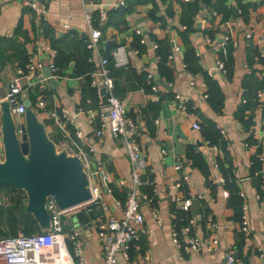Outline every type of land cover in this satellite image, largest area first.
<instances>
[{
	"label": "crops",
	"instance_id": "obj_1",
	"mask_svg": "<svg viewBox=\"0 0 264 264\" xmlns=\"http://www.w3.org/2000/svg\"><path fill=\"white\" fill-rule=\"evenodd\" d=\"M38 1L44 7L41 13L22 6L19 0H0V36H11L20 42L27 53V61H42L38 73L45 79L32 81L27 86L22 78L21 95L29 102L28 93L34 90L38 116L47 120L45 127L48 133L60 132V145H64L65 140L49 114L52 109L73 137L75 131L79 132L76 141L80 149L87 153L92 166L105 175L104 178L95 175L93 187L99 189L114 213H119L120 209L112 200L115 198L122 202L123 198L112 188H128L129 164L122 141L113 136L106 125L100 135L94 133L99 126V121L98 126L93 122L94 115L99 111L106 112V105L100 99L99 77L92 74L97 61L90 51L88 59L94 67L88 78L101 103L98 111L85 108V103L80 102L84 78L73 74L71 59L62 65L60 72L56 68L59 76L52 77L55 84L47 81L45 67L56 52L49 37L62 34L85 37L88 22L83 13L95 11L102 29L93 24L92 17L90 24L100 30L101 54L106 49L124 44L126 63L116 66L128 65L135 75L140 71L150 72L151 82L156 87L155 91H145L142 87L129 85L135 83L133 75L117 78V97L136 126V140L144 161L141 175L151 180V184L143 183L149 187V193L146 188L140 189L142 184L137 188L142 222L137 245L129 251L133 264H148L149 261L157 264H264V90L257 89V104L251 109L252 122L248 128L243 127L234 115L236 108L244 102V89L256 87L255 81L264 75V0H122L121 5H117L119 0ZM123 6L127 10L117 19L115 11ZM98 8L104 10L103 19L98 18ZM224 21L228 26L223 24ZM64 23L68 26L64 27ZM17 24L20 29L14 33ZM225 31L235 40L224 57L228 71L224 63L223 70L214 67L215 60L220 58L218 50L224 52L225 45L222 49L217 42ZM135 38L136 46L131 44ZM152 43H156V47H152ZM172 43L177 46L176 50ZM19 47L15 45L0 51V99L4 97L12 75L26 67L17 64ZM189 47L194 49L193 56L197 61L198 69L194 71L184 60L185 50ZM67 48H71L70 45ZM161 57L170 69L169 77L167 70L164 74L157 70ZM204 72L216 82L222 95L219 111L207 101ZM175 94L189 103L185 112L176 107ZM39 98L44 101L42 107L37 106ZM88 102L89 98H86V104ZM205 119L222 130L219 132L222 145L209 143L201 135L200 127H192V122L197 121L200 125ZM189 148L195 153L194 163L187 156ZM175 156L184 159L178 171L173 169ZM226 167H230L237 194L243 193V196H238L240 205L241 202L246 205L247 234L239 229V218L235 217L234 209L228 203L229 192L222 172ZM256 170L262 175V181L260 176L253 174ZM182 173L187 174V183L180 180ZM118 179L123 181L122 184H118ZM177 181L178 185L175 184ZM181 185L185 188L181 189ZM142 194L150 195L151 199L143 200ZM185 199L187 206L178 208L190 210L193 223L189 234L201 240L200 249L196 252L191 248L177 251L170 240V206ZM24 216L19 222L16 219V234L28 233L20 224ZM209 221L214 225L210 226ZM63 223H66L67 230L69 223L66 218ZM2 232L11 234L6 227ZM211 238L217 242L210 243ZM78 240L80 256L86 264H103L99 242L90 227L81 231ZM227 249L233 252L232 263L224 261ZM143 255H147L148 260ZM117 264H125L121 256H118Z\"/></svg>",
	"mask_w": 264,
	"mask_h": 264
},
{
	"label": "built area",
	"instance_id": "obj_2",
	"mask_svg": "<svg viewBox=\"0 0 264 264\" xmlns=\"http://www.w3.org/2000/svg\"><path fill=\"white\" fill-rule=\"evenodd\" d=\"M19 2L22 6L32 9L33 12L41 13L44 11L43 4L38 0H19ZM122 3L123 1L119 0L117 5H121ZM97 15L99 19H103L104 10L98 8ZM83 16L88 22L85 47L92 52L97 61V68L92 74L99 77L100 86L103 87L106 94V112H98L97 117L99 126L95 129L94 133L100 135L106 125L108 131L113 136L120 138L129 164L128 177L130 184L125 191V196L122 202L115 198L112 200L114 206L119 208L120 212H112L109 208L108 202L102 198L99 189L93 187L94 182L92 181V178L98 174L104 178V173L96 167H93L87 153L80 149L76 141L79 132L75 131L73 137L65 128L64 121L59 119L55 115V109H52L49 114L62 132V136L65 140L64 145L69 151L77 152L81 156L83 167L89 181L91 196L86 201L65 209H59L50 198L46 199L45 206L50 216V228L29 233L1 236L0 264H86L80 256L78 240V235L84 228L72 225L70 222H68L69 227L67 230L63 231L62 228L64 219L71 213L80 209L84 211L90 209L93 212V218L90 219L89 227L93 230L95 238L99 242L102 253V263L117 264L118 256H121L125 264H133L129 251L137 245L139 239V225L142 222V214L138 209L139 197L137 196V188L142 183L151 184V180L146 178L143 179L141 177L144 168V161L141 157V150L138 141L136 140V126L133 119L125 113L120 99L113 91L114 84L113 78L109 74L108 59L100 52V30L90 24L91 14L88 11H84ZM223 24L228 26L227 21H224ZM63 26L67 27L68 24L64 23ZM182 27H185V25H182ZM245 35L249 36L248 33ZM217 43L223 49L225 43L234 45L235 40L230 37L229 32L225 31L222 33L221 38ZM172 45L173 49L176 50L177 46L174 43H172ZM152 47H156V43H152ZM134 52H136V50H134ZM110 55L114 65L126 63L124 44L114 46L110 50ZM170 56L171 54H168V57ZM41 66V60L28 59L25 69L19 70L12 75L7 82L6 92L3 98L7 99L9 102L10 111L14 116L16 125L21 121V114L24 108V99L21 95V87L23 86L22 78L25 82L24 85L27 86L31 85L32 81L39 82L42 79H45L38 73ZM47 66L51 77L57 78L59 74L56 72L57 67L53 61H48ZM214 67L218 70H223V61L220 58H217L214 62ZM150 77V72H146L145 83L149 86L151 91H155L156 87L151 82ZM91 82L94 83V80L92 79ZM191 82L192 81H190V83ZM39 85H41V83H39ZM174 96L176 107L182 112H185L187 108L186 102L183 99L178 98L177 94ZM43 105V99L39 98L37 106L42 107ZM191 125L194 128H199V123L197 121L192 122ZM17 131L19 132L18 128ZM221 131L222 130L219 129V132ZM163 152L164 150L162 149V153ZM174 159L173 169L178 171L181 167V161L184 159L179 156H175ZM253 174L260 176L262 181V175L257 170L253 171ZM180 180L187 183V174L182 173ZM117 182L118 184H122L123 181L118 179ZM175 184L178 185L179 182L177 181ZM238 195L243 196V193L238 192ZM7 197V195H1V202L6 203L8 201ZM142 197L143 200L151 199V196L147 194H142ZM176 202L179 207L185 208L187 206L186 199L183 201L178 200ZM240 210L239 229L244 234H247L249 232V225L246 215V205L244 202H241ZM152 215L155 216L154 211H152ZM207 220H210V218ZM209 222L210 226L214 225V222ZM192 223L193 218L191 216L186 219L179 229L176 228L174 222L171 223L170 240L177 251L191 248L196 252L200 249L201 240L199 237L194 234H189V229ZM209 242L215 244L217 240L211 238ZM69 249L71 251H69ZM259 255L262 256L263 252L260 251ZM143 257L148 260L147 255H143ZM224 261L226 263H232L234 261V255L231 249L225 251ZM148 264L157 263L149 261Z\"/></svg>",
	"mask_w": 264,
	"mask_h": 264
},
{
	"label": "water",
	"instance_id": "obj_3",
	"mask_svg": "<svg viewBox=\"0 0 264 264\" xmlns=\"http://www.w3.org/2000/svg\"><path fill=\"white\" fill-rule=\"evenodd\" d=\"M45 76L50 84H55L47 66ZM99 94L105 103L103 87ZM3 185L22 191L21 201L11 204L17 221L28 214L41 230L49 229L51 223L46 199L50 198L59 209H65L91 196L80 154L69 151L59 144L57 137L48 134L37 109L28 100H24L21 121L16 125L8 100L0 99V189ZM92 218V210L80 209L66 220L87 228Z\"/></svg>",
	"mask_w": 264,
	"mask_h": 264
},
{
	"label": "trees",
	"instance_id": "obj_4",
	"mask_svg": "<svg viewBox=\"0 0 264 264\" xmlns=\"http://www.w3.org/2000/svg\"><path fill=\"white\" fill-rule=\"evenodd\" d=\"M195 2V1H194ZM194 2L192 4H194ZM127 10L125 6L121 7L120 9L115 11V14H117V19H120L121 16L124 14V12ZM152 14V11L150 12ZM92 17V22L95 26L98 28H101V24L97 23V16L96 12H92L91 14ZM20 29V26L17 24L15 26V31L14 33H18ZM86 37V36H85ZM85 37L83 36L82 38H76V37H71L70 34H62L59 35L58 37H53L50 36V45L54 48H56V52L53 56V63L55 64L56 67H58L57 72H60V68L62 65H64L69 59L72 60L73 62V74L75 75H82L84 78V83L81 86V96H80V102L85 103V108H93L95 110H99L101 107V103L99 101L98 95H97V90L94 86L89 85V76L88 73L93 69V63L91 60L88 59L90 55V50L85 47ZM159 43V42H158ZM132 45H138V42L136 38L134 39V42L131 43ZM18 45L20 46L17 54L20 55L19 60H17V64L20 66H25L27 62V53L24 51V49L21 47V43L16 41L13 37H4L0 36V51L3 48H10L12 46ZM71 48H67V47ZM224 52H222L220 49L218 50V57H220L224 63V66L226 68V71H228V64L224 60L225 55H227L228 50L230 48V43H225L224 44ZM157 48H160V45H157ZM110 50L111 49H106L103 51V55L107 57L108 59V67H109V74L113 78V84L114 88L113 91L115 95L118 96V83H117V78L119 79L118 76H128V75H133L134 77V84L129 83L131 86H137V87H142L145 91H149V86L144 82L145 81V71H140L138 74L135 75L133 72L132 68H129L128 65L123 66H116L112 62V58L110 55ZM225 53V54H224ZM194 54V49L189 47L185 50L184 54V60L186 61L187 65L190 66V70H196L198 69L197 66V61L195 57L193 56ZM157 70L159 73H165L167 70V77H169V72L170 69L167 68V65L165 64V59L161 57V59L158 62ZM204 79L205 83L207 85V101L208 103L216 110L219 111L221 108L222 104V95L218 90V86L216 82L211 78L207 72H204ZM259 81H255V86L253 89L246 87L244 91L242 92V98L244 99V102L241 103L238 108H236L234 115L238 119V121L241 123V125L245 128H248L251 121V109L253 106L257 104L256 100V93L257 89H263L264 90V79H263V74L261 78H259ZM34 91V90H33ZM30 91L28 94L29 97V103L35 107L34 105V100H35V92ZM48 94V93H47ZM49 95V94H48ZM47 95V97H48ZM86 98H89L88 104H86ZM188 104L186 102V107H188ZM87 106V107H86ZM247 110L248 112H245ZM263 117H264V109H263ZM44 123H46L47 120H44ZM95 121V126H98V117L97 114L94 115L93 122ZM200 127V133L203 136V138L207 139L209 143H216V144H223V140L221 139L220 133L218 129L215 127L214 123L208 119H205L201 124L199 125ZM51 137H57L58 139L61 138L60 132H56L55 134H50L48 133ZM192 148H189L187 151V156L190 157L191 161L194 163V158H195V153L191 152ZM257 163V162H255ZM222 172L225 176V182L224 185L228 188V203L233 207L235 217L240 219V198L237 194V186L234 183V178L231 174L230 167L222 168ZM144 179V176H141ZM141 185V184H140ZM139 185V186H140ZM138 186V187H139ZM7 187V196L9 199L8 203L2 202L0 204V237L5 236V235H15L14 228L16 226V218H15V213H14V206H11V204H16L19 202L21 199L18 196V193L14 194L12 193L14 188H12L9 185H3V189ZM181 189L185 188L184 185L180 186ZM146 188L147 192L149 193V187L146 186V184H143L140 186V189ZM113 192L118 195L121 199H124L125 196V191L126 190H118L116 187L112 188ZM2 191L0 194H2ZM170 210L172 213V222L175 223V226L177 229H179L182 224L186 221L188 217L191 216L190 210H183L181 208H178L176 203H172L170 206ZM199 212L201 210L199 209ZM204 213V212H203ZM25 218L22 220L20 223L21 226L24 228V232H34V231H40L32 219L30 215H25ZM66 223H63V229H66ZM6 227L11 234H7L2 232V228Z\"/></svg>",
	"mask_w": 264,
	"mask_h": 264
},
{
	"label": "rangeland",
	"instance_id": "obj_5",
	"mask_svg": "<svg viewBox=\"0 0 264 264\" xmlns=\"http://www.w3.org/2000/svg\"><path fill=\"white\" fill-rule=\"evenodd\" d=\"M15 118H16V116H15ZM7 190H8L7 187H5V188L3 189V191H2V188H1V189H0V192L2 191V194H0V195H6V194H7ZM12 193H14V194L18 193L20 196H22V191H21V190L14 189ZM20 201H21V200H20ZM1 203H2V202H1ZM14 213H15V211H14ZM6 229H7V228H6ZM7 230H8V229H7ZM8 231H9V230H8ZM63 231H65V229H63Z\"/></svg>",
	"mask_w": 264,
	"mask_h": 264
},
{
	"label": "flooded vegetation",
	"instance_id": "obj_6",
	"mask_svg": "<svg viewBox=\"0 0 264 264\" xmlns=\"http://www.w3.org/2000/svg\"><path fill=\"white\" fill-rule=\"evenodd\" d=\"M23 198V194H22V196H20V199H22ZM24 216V215H23Z\"/></svg>",
	"mask_w": 264,
	"mask_h": 264
}]
</instances>
